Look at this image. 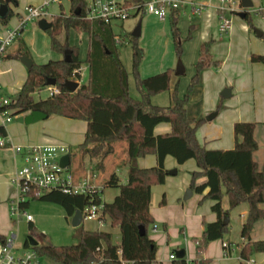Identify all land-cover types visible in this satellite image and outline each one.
Listing matches in <instances>:
<instances>
[{"label": "trees", "instance_id": "1", "mask_svg": "<svg viewBox=\"0 0 264 264\" xmlns=\"http://www.w3.org/2000/svg\"><path fill=\"white\" fill-rule=\"evenodd\" d=\"M5 1L0 0V5ZM9 1L17 3V0ZM132 1L140 4L144 2ZM70 3V14L61 13L54 16L52 27L47 29L46 33L50 48L63 54L69 50L71 60L67 62L64 55L59 60L34 62L28 69V77L21 90L5 108L12 111L11 115L38 110L48 116L61 115L87 121L84 141L70 148L68 154L71 160L79 158L82 164L86 158L96 160L88 171L99 173L103 169L104 159L114 153L115 142H127V182L121 183L118 175L112 173L104 182L101 193L95 198V202L102 201V192L108 186L119 188V193L112 202H104L102 213L107 224L112 228H119L121 242L114 243L113 234L108 230H82L79 243L62 246L38 245L35 247L38 253L60 264H90L100 259H103L100 264H121L117 255V249L120 247L123 258L130 264H157L158 247L149 236V229L155 221L149 206L152 186L166 182L168 170L164 161L168 155L174 157L179 164L191 158L195 159L199 170L191 173L190 187L200 194L208 189L204 199L216 201L212 210L217 213V220L205 222L203 234L192 238L196 245V257L191 261L186 258L173 259L169 264H210V259L203 256L209 242L223 238L229 231V223L223 224L224 217L241 203L248 204V214L241 227V236L245 241L242 243L240 257L245 260L255 253L264 252V239H251L254 224L264 219V165L260 169L253 159V153L259 148L255 138L256 123L238 121L234 124L235 148L206 149L200 145L196 132L204 120L189 117L186 111L191 91L211 62L212 41H205L200 47L201 58L195 63L196 72L191 77L188 93L181 96L177 85L171 95V105H155L151 97L170 89L174 69L168 68L142 78L139 67L144 57V48L139 44L138 37L131 35L132 67L141 99L132 97L129 92V73L120 59V43L115 42L111 25L101 20L87 19L86 0H70ZM126 3H131V0ZM179 13L180 9L173 10L169 20L175 49L180 55L182 40L178 25ZM11 16L12 13L4 19L0 18V21L6 25ZM244 18L252 28L253 22L248 12ZM71 29L89 34V51L85 60L80 59L78 47L71 46L69 38L64 41L58 38L62 31L69 32ZM262 38L264 40V33ZM14 55L20 58L22 55L29 56L30 52L21 42V47ZM251 60L264 64V54L253 53ZM83 64L87 65V80L83 81L76 91L71 92L64 86V82L71 77L78 79L80 74L74 71ZM49 78H56V86L60 92L36 100L34 93L48 86ZM221 107L220 105L218 109ZM162 122L170 123L171 131L156 135L154 129ZM6 135L5 126L0 125V137ZM147 154H156V166L138 165V158ZM200 177H206L207 182L198 184L197 179ZM225 194L229 197L227 209L222 207ZM52 198L64 204L68 216L78 209L82 210L90 201L89 196L69 195L58 191L52 193ZM35 199L38 198L27 200L22 207L27 209L30 201ZM29 225L30 228L33 227L32 223ZM140 226L146 229L144 235L140 234ZM5 240L6 237L0 234V243ZM26 246H29L28 241Z\"/></svg>", "mask_w": 264, "mask_h": 264}, {"label": "crops", "instance_id": "2", "mask_svg": "<svg viewBox=\"0 0 264 264\" xmlns=\"http://www.w3.org/2000/svg\"><path fill=\"white\" fill-rule=\"evenodd\" d=\"M6 1L12 10V16H19L20 12H25L30 6H38L45 9L47 15L43 18H49L47 20L51 22L54 16L61 13L68 15L71 12V3L69 2L70 5L65 10L63 0H17V3ZM119 1L126 2L127 0ZM193 1L198 5L209 3L201 11H197L190 4H185L180 9H184V6L187 5L191 15H199V22L191 25L192 29L197 30L196 39L192 43V48L197 53L194 59L197 60L193 61L197 62L200 60V47L205 41H212V43L210 46L211 62L202 72L199 83L193 89L194 91L189 99L190 102L186 107L187 115L197 120H204L197 127L196 132L200 145L206 149L223 150L235 148L234 124L238 121L256 123L255 138L259 148L253 153V159L259 164L261 169L264 165V64L252 62L251 56L253 53L264 54V40L256 34L255 30L253 32V27L251 28L245 18H241L238 13L237 17L239 20L234 21L232 19L229 32L221 33L219 31L220 19L217 12V7L221 4L220 0H210V2L208 0ZM251 1L254 2V6L247 12L255 14V19H252L253 25L255 21L256 26L259 27L258 30L264 33V0ZM133 2L131 0V3ZM54 3L59 4L60 8ZM184 13H186L185 10ZM142 14L144 16L140 21L142 26L144 25V29L145 21L148 20L157 21L161 25L169 21L170 36L167 24L162 25L166 32V42L169 47L172 38L174 40L171 31V20H169L170 16L162 20L156 15L144 12H140L137 15ZM15 24H17L16 28L20 32L9 46L6 57L0 62V98L6 93L16 96L28 77V68L14 55L21 47V42L24 43V46L30 52L29 56L36 63H46L43 60L49 58L54 52L50 48L48 34L45 30L40 29L38 24L30 26H26L27 23L23 26L18 22ZM7 29L6 25L0 21V36H4ZM71 31L65 38L63 37L65 32H62L58 38L61 41L69 38L70 44L73 45L70 40ZM86 34L88 35V54L90 37L88 33ZM15 40L17 41L15 42ZM8 55H11V57ZM61 55L63 54L60 53V57L49 60L62 59L64 56ZM79 57L81 60L86 59L82 58L81 49ZM175 62L176 59L172 56L169 62L162 66L165 67L164 69H174L170 79L169 105L173 103L171 100L173 90L177 85L178 87L180 85V79L175 73ZM193 65H195L194 62ZM150 74H152V71H150ZM226 88L231 89L227 97L221 95V92ZM151 101L154 103L152 99ZM220 105L222 107L218 109ZM214 111H217L216 117L208 120L207 115ZM11 112L10 110V115ZM29 112L11 115L12 120L4 124L7 140L3 136L2 142L5 144L0 146V234L6 238L9 228V202L16 195L11 179L16 170L23 165L21 155L17 154L13 147L59 144L72 148L84 141L88 126L85 120L61 115H50L45 119L30 124L17 120L19 116L26 115ZM0 125H3L1 116ZM170 131L171 124L167 122L159 123L154 129L156 135ZM127 146L126 141H116L114 153L104 159L102 170L106 169L108 163L110 167L107 180L112 173H116L121 183L127 182L129 169L127 164ZM137 162L140 167H153L157 165V156L156 154H147L138 158ZM95 163L96 160L86 158L83 164L79 163L75 175L80 177ZM164 165H166L168 171L176 167L177 173L175 175L168 173L165 183L152 186L149 208L155 220L154 224H157L158 229L157 231H152L153 235L150 236L149 234V236L156 242L158 247L156 252L157 264H169L171 261L170 254L178 248H185V258L191 261L196 257V245L192 242V238L200 237L203 234L205 222L209 223L217 220V213L212 210V205L216 201L210 198L204 199L208 189L200 194L190 187L191 173L199 170L195 159L191 158L185 163L179 164L174 157L168 155L165 158ZM181 169L185 170V172L182 177H179ZM99 182L104 183L105 181L99 177ZM205 182H207L206 177L197 179L198 184ZM189 188L193 190V193L190 199L185 200L182 196ZM228 206L229 197L225 194L222 200V207L227 209ZM262 206L264 207V204ZM234 209L239 212L238 226L241 228L248 214V204L241 203ZM234 209L229 211V225L234 217ZM241 230L239 240L233 239L230 231H228L223 238L210 241L203 255L204 258L210 259V264H246L245 260L240 257L242 243L245 241L241 236ZM251 239L254 241L264 239V219L254 224ZM225 242L230 246L228 253L224 249L223 243ZM251 257L257 264H264V252L255 253Z\"/></svg>", "mask_w": 264, "mask_h": 264}, {"label": "rangeland", "instance_id": "3", "mask_svg": "<svg viewBox=\"0 0 264 264\" xmlns=\"http://www.w3.org/2000/svg\"><path fill=\"white\" fill-rule=\"evenodd\" d=\"M86 1L90 2V0H86ZM233 1L236 2L234 5L235 8L243 9L241 0H233ZM63 2H64V9L67 10L70 5L69 3L70 1L63 0ZM55 5H58V7L60 8L59 4H55ZM184 10L186 11V13H184ZM25 16H26V11L20 12L19 16L17 15L12 16V18H10V20L6 24V27L8 29H15L17 27L16 26L17 24L15 23L17 22L20 23L22 18ZM143 16L144 14L131 15L126 20L113 21L111 23L113 34L117 35L121 39V43L119 45V56L127 72L129 73V92L131 96L136 99H141V92L137 85L135 75L133 73L131 35L134 29L136 28V26L138 25V22ZM198 16L199 15H196V16L193 14L191 15L189 10L187 9V5L184 6V9L180 10V13L178 16V20H179L178 25H179L180 36L182 40L180 55L177 54L176 52L175 41L173 40V38L169 44V47L166 42L167 36H166V32L162 28V25L167 24V30L169 33V29H170L168 25L169 21H166L162 25L159 24V22L154 21V20L145 21L146 22L145 29L143 25L141 27V34L140 36H138V42L144 48V57L139 67V73L141 77L155 75L158 72H162L166 70L164 69L165 67H162V66L165 63H168L170 58L173 56V58L176 59L175 65L177 64L178 60H181L184 67L186 68L185 74L180 75V76L177 75L178 78L180 79V82H179L180 95L183 96L186 93H188L191 77L196 72L195 65H193V62L195 64L196 61H193V60H197V59H194L197 53L195 52V49L192 48V43H194L195 41L194 39H196L195 35H196L197 30L192 29L191 25L192 23L197 24L199 22ZM228 17H230L234 21L239 20V18L237 17V13L230 12L228 13ZM255 17L256 16L254 13H250L251 19H255ZM38 20L39 18H34L33 20L28 21L26 26L37 25ZM255 29H259V27L256 26V23L254 21L253 32ZM71 30H70L71 31L70 40L73 43V45L71 44L70 45L71 46L78 45L77 46L78 49L79 48L81 49V56L83 59H85L87 55L88 35L86 34V32H83V31H77L74 29H71ZM62 32H65L63 35L64 38L66 37V35L69 34V32H66L65 30ZM169 36H170V33H169ZM16 41L17 40H15V42ZM80 49H79V55H80ZM64 55L65 54L61 56H64ZM58 57H60V53L54 51L53 54L49 56V58H45L46 60H43V61L47 62L49 59H56ZM81 67L83 68L82 72L84 73L81 79L78 80L75 77H71L70 79L76 80V81H86L87 80V66L86 64H83ZM150 71H152V74H150ZM193 91L194 90L191 91L190 96ZM221 95H222V92H221ZM48 96H50V92L48 91L47 86L42 88L40 91H37L34 93V97L36 100L44 99V98H47ZM2 97L12 100L16 96L6 93V94H3ZM151 99L154 101L155 105L168 106L170 104L169 90L154 94L151 97ZM79 163H80L79 158H72V163L67 168L68 171L73 174H76ZM175 168L171 170H175ZM109 172H110V167L108 163L105 170H100L99 177L102 180L106 181L108 178ZM184 172L185 170L181 169V171L179 172V177H182ZM53 192L54 191L46 190L40 195L38 199L30 201V204L28 208L26 209V212L33 216V228H30V225L24 216H22L21 218H17V219L15 217H12L11 215L9 216V220H8L9 228H8L7 237H9L12 233L17 234V239H16L17 251L22 252L23 250L26 249L27 247L26 241L29 235H32L39 242V246L75 245L79 243L80 241V235H81L82 230H94L98 228L112 232L114 243L121 242V232L119 228L117 227L112 228L107 223H104V225H100L96 221L84 220L80 226H77V227L73 226L72 217L66 214L64 204L60 200L52 198ZM118 193H119V188L108 186L105 188L104 193L102 194V199L105 202H112L114 197ZM233 215L234 217L228 228H229L232 238L239 240L241 228L238 226V223H239L238 210L234 209ZM152 233L153 232L151 228V230L149 231L150 236L153 235ZM41 258L44 264H60V263L53 262L51 259H49L46 256L41 255Z\"/></svg>", "mask_w": 264, "mask_h": 264}, {"label": "built area", "instance_id": "4", "mask_svg": "<svg viewBox=\"0 0 264 264\" xmlns=\"http://www.w3.org/2000/svg\"><path fill=\"white\" fill-rule=\"evenodd\" d=\"M210 2V0H208ZM220 6L217 7L220 24L219 31L228 33L232 19L228 17V13H238L242 9L235 8L233 0H220ZM190 4L197 11L203 10L207 4L198 5L193 0H150L143 3H126L119 0H91L86 7V18L89 20H101L106 24L113 21L126 20L131 15H137L140 12L153 14L160 19H166L171 15L173 10L181 9L183 5ZM47 12L42 7L30 6L26 9V16L22 18L20 25H25L28 21L34 18H43ZM18 34V28L7 29L4 36H0V62L5 58L9 46L13 43ZM116 43H121V39L114 35ZM82 67L74 72L80 74L78 80L83 76ZM80 84L83 81H79ZM50 95H55L60 92L56 85L47 86ZM11 102L8 98H0V116L4 124L12 120L10 110L5 108ZM6 138L7 136L3 137ZM0 144L2 137H0ZM14 151L21 155L23 165L18 168L11 179L12 185L15 187L16 195L9 202V212L12 217L21 218L24 216L28 223L33 222V216L26 212L22 204L27 200L36 197L46 191H58L64 194H79L89 196V202L81 210L82 222L84 220H92L104 225L106 221L103 218L102 209L104 201L95 202V198L101 193L104 183L99 182L97 172L87 171L80 177L68 171V167H63L60 164L61 157L68 154L70 148L59 144L45 145H29V146H14ZM15 219V220H16ZM33 228V227H32ZM157 224H153L152 231H157ZM17 234L12 233L6 238L4 243H0V264H44L41 255L31 245L27 246L22 252L17 251L16 247ZM225 252L228 253L230 247L227 242L223 243ZM100 248L98 247L97 250ZM117 255L121 264H130L122 256V249L118 247ZM176 259L175 252L170 254V260ZM99 261L91 262L90 264H100ZM246 264H257L250 257L245 259Z\"/></svg>", "mask_w": 264, "mask_h": 264}, {"label": "water", "instance_id": "5", "mask_svg": "<svg viewBox=\"0 0 264 264\" xmlns=\"http://www.w3.org/2000/svg\"><path fill=\"white\" fill-rule=\"evenodd\" d=\"M241 2H242V7H243L244 10L239 11L238 15L241 18H244L246 13H247V11L249 9H252V7L254 6V2L251 1V0H241ZM11 13H12V10H11V8L9 6V3L7 1L3 2L0 5V18L4 19ZM37 24H38L40 29L45 30V31L52 27V22L48 21L46 18L39 19ZM141 26H142V22L139 21L138 25L136 26V28L132 32L133 36H137V37L140 36V34H141ZM255 32L260 37L263 36V32L262 31H260L258 29H255ZM64 54H65V60L67 62H69L71 60L69 50H66ZM19 59L28 69L34 63L33 59L30 56H28V55H22V56H20ZM175 68H176V72L175 73L177 75H183L186 72V68L184 67V65H183L181 60H178ZM56 83H57L56 78H49L48 81H47L48 85H53L54 86V85H56ZM64 86L69 91L74 92L80 87V82L76 81V80L68 79V80H66L64 82ZM230 90H231L230 88L224 89L222 91V95L225 96V97L229 96ZM216 115H217V111L211 112L210 114L207 115V119L208 120H212L214 117H216ZM47 117H48V115L46 113H44V112H41V111H38V110H32L26 115L19 116L17 118V120L19 122H22V123H25V124H30V123L45 119ZM70 162H71V158H70L69 154H66V155L61 157V160H60L61 166L68 167L70 165ZM168 173L175 175L177 173V169L175 168V170H170V171H168ZM192 193H193L192 189H190V188L187 189L185 194H184V196H183L184 199L185 200L190 199L191 196H192ZM81 223H82V212H81L80 209H78V210H76V212L72 216V224H73V226L77 227V226H80ZM227 223H229V215H225L224 220H223V224L224 225L227 224ZM145 233H146L145 227L144 226H140V234L144 235ZM27 241L33 247H36V246L39 245V242L32 235H29L27 237ZM175 254H176V259L177 258L183 259L186 256V249L185 248H178L175 251Z\"/></svg>", "mask_w": 264, "mask_h": 264}]
</instances>
